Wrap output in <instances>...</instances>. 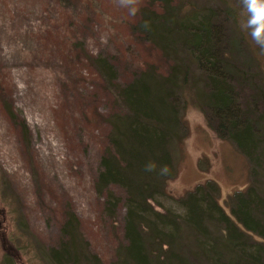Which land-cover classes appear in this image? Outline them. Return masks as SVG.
<instances>
[{
    "label": "rangeland",
    "instance_id": "rangeland-1",
    "mask_svg": "<svg viewBox=\"0 0 264 264\" xmlns=\"http://www.w3.org/2000/svg\"><path fill=\"white\" fill-rule=\"evenodd\" d=\"M145 13L189 27L214 17L241 65L264 76V50L242 29L236 0H139L134 16L118 0H0V264H56L51 250L63 243L70 212L90 251L106 264L120 260L125 192L112 187L120 202L111 210L95 179L125 109L120 89L145 74L169 78L181 67L187 76L184 137L173 144L176 174L151 200L155 210L185 215L179 199L209 179L219 184L228 212L230 195L262 189L264 175L253 178L247 158L209 126L206 79L192 53L140 31ZM96 58L113 64L111 76Z\"/></svg>",
    "mask_w": 264,
    "mask_h": 264
},
{
    "label": "trees",
    "instance_id": "trees-1",
    "mask_svg": "<svg viewBox=\"0 0 264 264\" xmlns=\"http://www.w3.org/2000/svg\"><path fill=\"white\" fill-rule=\"evenodd\" d=\"M213 18L189 27L171 15L155 20L145 13L138 27L174 51L180 45L190 50L205 75L209 126L234 144L258 178L264 175V76L241 65L235 42ZM96 62L111 76L112 63ZM173 72L169 78L145 74L120 89L125 109L113 124L114 144L103 154L95 179L111 210L120 202L112 187L125 192L124 242L116 264H264V183L262 189L253 185L230 195L225 201L230 212L219 202L220 187L212 179L181 196L185 215L159 212L151 203L176 174L173 144L184 137L181 91L187 76L181 67ZM23 129L29 132L25 120ZM148 165L154 169L147 171ZM50 255L56 264H106L90 251L75 212L69 214L63 243Z\"/></svg>",
    "mask_w": 264,
    "mask_h": 264
},
{
    "label": "clouds",
    "instance_id": "clouds-1",
    "mask_svg": "<svg viewBox=\"0 0 264 264\" xmlns=\"http://www.w3.org/2000/svg\"><path fill=\"white\" fill-rule=\"evenodd\" d=\"M121 7L127 8L130 15H136L139 10V0H118ZM236 6L245 17L242 29L261 50H264V0H236ZM147 27V24H145ZM154 165H148L147 171H152ZM167 169H161L166 172Z\"/></svg>",
    "mask_w": 264,
    "mask_h": 264
}]
</instances>
